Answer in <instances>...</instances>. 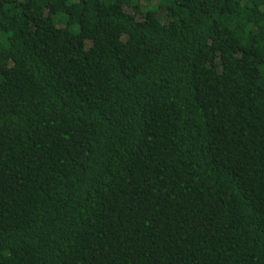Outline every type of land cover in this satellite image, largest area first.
Segmentation results:
<instances>
[{"label": "trees", "instance_id": "trees-1", "mask_svg": "<svg viewBox=\"0 0 264 264\" xmlns=\"http://www.w3.org/2000/svg\"><path fill=\"white\" fill-rule=\"evenodd\" d=\"M0 264H264V0H0Z\"/></svg>", "mask_w": 264, "mask_h": 264}]
</instances>
